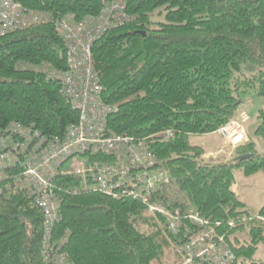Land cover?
Returning a JSON list of instances; mask_svg holds the SVG:
<instances>
[{"label":"trees","instance_id":"obj_1","mask_svg":"<svg viewBox=\"0 0 264 264\" xmlns=\"http://www.w3.org/2000/svg\"><path fill=\"white\" fill-rule=\"evenodd\" d=\"M16 1L40 20L0 37V133L18 123L48 139H64L80 114L63 95L61 80L48 73L68 69L58 24L98 16L103 0ZM126 1L129 19L92 46L102 99L118 106L106 120L107 135L146 139L157 167L171 179L158 194L211 223L221 222L223 231L234 221L227 239L235 264H264L258 255L264 247V205L252 213L231 189L236 169L246 176L264 174V155L250 138L228 159L206 158V149L190 138L232 119L246 94L264 103V0ZM156 11L163 19H154ZM257 118L255 134L264 138L263 104ZM168 129L172 137L157 136ZM246 153L255 157L235 159ZM113 160L103 151L88 156L91 163ZM54 182L63 201L53 240L67 238L61 252L71 263H178L176 256L165 257L172 249L167 234L141 201L98 191L71 193L82 176H57ZM43 220L28 192L1 196L0 264H50L43 255Z\"/></svg>","mask_w":264,"mask_h":264},{"label":"built area","instance_id":"obj_2","mask_svg":"<svg viewBox=\"0 0 264 264\" xmlns=\"http://www.w3.org/2000/svg\"><path fill=\"white\" fill-rule=\"evenodd\" d=\"M98 16L82 21L62 19L58 29L67 47L68 69L55 73L61 79L62 93L80 113L79 121L68 128L64 139H48L18 123L11 132L0 133V198L10 190L27 191L35 197L44 214L43 255L50 264H73L61 252L66 239L51 241L61 216L63 196L56 191L57 176H82L81 186L70 192L98 191L112 197L141 201L150 211L165 218V228L174 236L178 264H234L221 222L211 223L198 212L165 204L157 191L169 182L166 171L146 146V139L128 135H107L106 119L117 111L116 105L102 99L103 87L93 65L92 46L107 30L129 19L126 0H103ZM40 20L38 13L16 0H0V37ZM243 125L231 120L217 132L227 141L241 142ZM237 132V134L235 132ZM245 132V131H244ZM242 133V130H241ZM159 135L170 138L173 130ZM105 152L113 161H88L89 154Z\"/></svg>","mask_w":264,"mask_h":264},{"label":"rangeland","instance_id":"obj_3","mask_svg":"<svg viewBox=\"0 0 264 264\" xmlns=\"http://www.w3.org/2000/svg\"><path fill=\"white\" fill-rule=\"evenodd\" d=\"M154 19L155 20H161V19H163V15L159 14V11H156L154 14ZM262 104L264 105L263 99L261 97L257 96L255 93L246 94L243 97V103L240 105V107L237 111V114L234 117H232V119H230L228 121V122H230L233 119L238 120L243 125L244 131H245V138L238 145L233 144V142H231V141H227V139L224 137V135L217 132L219 127L213 132V133H216L217 135L212 134V133H209L207 136H202L199 134H193L190 137L191 141L194 144L198 145V144H200V142L202 140L205 141L207 138H209L211 140H217L218 135H219L220 141H219V148L218 149L222 148V151L219 152L216 157L222 156V157L230 158L235 153L236 148H238L240 145H242L244 143H247L250 140L249 136H248V132H249V134L254 137L255 144H256V153L258 155H261V156L264 155V138L260 137V136H256V134H255L256 128L259 124V121L257 118V112H258L259 107L262 106ZM228 122H226V123H228ZM204 148L206 149V147H204ZM218 149L215 151H218ZM260 175L261 174H259V177H261ZM242 177H243V175H242ZM246 182L247 183L245 184L241 180V182L239 183L240 188H241V192H251L252 191L251 188H254V184H252V183L249 184V180ZM262 200H264V199L262 198L260 201H257V203H260ZM249 210L251 212L255 213L256 208L250 206ZM148 213H150V212L148 211ZM150 214L155 218L159 227L161 228L163 226L164 220L160 217H155L152 213H150ZM168 240H169L170 245L172 246V249L174 251L172 242L170 241L169 237H168ZM172 249L168 250V253L166 250V253H165V257L169 260H170V258L173 259V257L176 256L172 252ZM258 255L261 257H264V247L260 248ZM156 264H163V263L157 262Z\"/></svg>","mask_w":264,"mask_h":264},{"label":"crops","instance_id":"obj_4","mask_svg":"<svg viewBox=\"0 0 264 264\" xmlns=\"http://www.w3.org/2000/svg\"><path fill=\"white\" fill-rule=\"evenodd\" d=\"M212 134H216V133H212ZM199 135L207 136L208 134H199ZM248 136L249 139L252 138L254 140V137L250 135L249 132H248ZM219 141H220V136L218 135L217 140H211L207 138L205 141L202 140L200 144H198L206 147V153L204 155L206 158L228 159V157H222V156L216 157L218 155V151L215 150L219 148ZM234 174H235L234 182L231 187L232 191L239 197V199H241L243 202L246 203L248 209L250 206L256 208L255 213H257L259 209L264 205V200H262L260 203H257V201H260L262 198L264 199V174L262 172H257L255 174L246 176L245 174H243L242 169H236ZM259 174H261L260 175L261 177H259ZM241 180L245 184L247 183L246 181L248 180H249V184L250 183L254 184V188H251L252 190L251 192H241V188L239 184Z\"/></svg>","mask_w":264,"mask_h":264},{"label":"water","instance_id":"obj_5","mask_svg":"<svg viewBox=\"0 0 264 264\" xmlns=\"http://www.w3.org/2000/svg\"><path fill=\"white\" fill-rule=\"evenodd\" d=\"M144 34H146L144 32ZM255 154L254 153H246V154H242V155H238L237 157H235L236 160H241V159H249V158H254Z\"/></svg>","mask_w":264,"mask_h":264},{"label":"bare ground","instance_id":"obj_6","mask_svg":"<svg viewBox=\"0 0 264 264\" xmlns=\"http://www.w3.org/2000/svg\"><path fill=\"white\" fill-rule=\"evenodd\" d=\"M120 25V24H119ZM64 95V94H63ZM65 96V95H64ZM66 97V96H65ZM67 98V97H66ZM69 101V100H68ZM70 102V101H69ZM71 103V102H70ZM72 105V104H71ZM73 107V106H72ZM241 130H242V133H241ZM11 132V130L8 132V134ZM235 132V131H234ZM236 134H237V132H235ZM241 134L243 135V137L245 136V132H244V128L242 127V129H241V126H240V136H241ZM240 142H238V143H233V144H239ZM44 231H45V228H44Z\"/></svg>","mask_w":264,"mask_h":264}]
</instances>
